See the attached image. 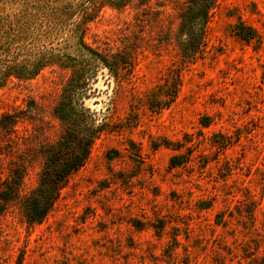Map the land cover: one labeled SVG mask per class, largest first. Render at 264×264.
Returning <instances> with one entry per match:
<instances>
[{"label": "rangeland", "instance_id": "374dc122", "mask_svg": "<svg viewBox=\"0 0 264 264\" xmlns=\"http://www.w3.org/2000/svg\"><path fill=\"white\" fill-rule=\"evenodd\" d=\"M184 2L105 3L84 26L88 46L131 54L132 67L92 81L84 106L109 127L44 221L30 226L19 201L7 205L0 264H264V0H218L190 63L174 39ZM17 10L0 0L3 17ZM60 41L75 53V38ZM66 65L0 85V117L35 114L0 151L1 178L11 159L32 157L22 195L43 166L34 149L61 136Z\"/></svg>", "mask_w": 264, "mask_h": 264}, {"label": "trees", "instance_id": "16d2710c", "mask_svg": "<svg viewBox=\"0 0 264 264\" xmlns=\"http://www.w3.org/2000/svg\"><path fill=\"white\" fill-rule=\"evenodd\" d=\"M6 1L17 5L18 10L13 20L9 15H0V85L10 78L33 79L46 67L57 63L67 64L63 68L70 70L53 112L61 136L54 144L43 143L34 149L43 160L37 186L22 195L32 157L11 159L7 177H0V223L7 205L19 201L26 223L33 226L48 216L71 177L87 163L96 140L109 127L107 115L98 123L93 116L99 113L92 114L84 106L87 92L93 89L92 81L103 69L119 74L132 67L131 54H106L88 46L84 40V26L94 18V12L102 4L119 6L133 1L147 4L151 0ZM217 5L218 0H185L179 10L174 39L184 62L193 61L204 47L211 14ZM241 26L240 38L252 40L254 31L244 29L242 23ZM66 35L76 39L74 54L69 52L70 46L55 47V43L62 44L60 39ZM179 86V83L171 85L173 91L164 107L168 108L174 101ZM34 118L30 109L4 113L0 117V151L12 143L19 124L31 123ZM178 158L171 159L172 167L181 165L176 162Z\"/></svg>", "mask_w": 264, "mask_h": 264}]
</instances>
